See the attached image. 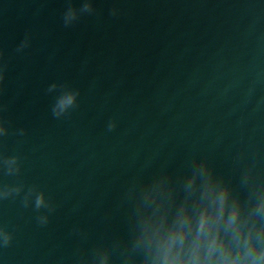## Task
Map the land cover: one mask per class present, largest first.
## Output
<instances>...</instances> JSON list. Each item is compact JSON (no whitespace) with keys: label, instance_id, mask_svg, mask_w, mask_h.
<instances>
[{"label":"water","instance_id":"1","mask_svg":"<svg viewBox=\"0 0 264 264\" xmlns=\"http://www.w3.org/2000/svg\"><path fill=\"white\" fill-rule=\"evenodd\" d=\"M66 7L0 0V103L11 127L28 130L0 150L19 152L24 178L61 205L47 229L0 205V224L15 229L3 264H71L74 225L88 230V247L126 234L115 209L134 154L162 148L175 171L196 147L227 176L234 153L264 167V0H95L96 12L70 27ZM26 35L31 46L17 53ZM54 81L81 93L60 121L45 93ZM110 117L119 127L107 134Z\"/></svg>","mask_w":264,"mask_h":264},{"label":"clouds","instance_id":"2","mask_svg":"<svg viewBox=\"0 0 264 264\" xmlns=\"http://www.w3.org/2000/svg\"><path fill=\"white\" fill-rule=\"evenodd\" d=\"M95 12V0H78V6L67 0L63 24L70 27ZM118 13V8L111 9L112 16ZM30 46L26 35L16 52L23 53ZM3 57L0 50V61ZM4 79L0 64V88ZM45 93L51 97L50 112L57 121L80 107V90L67 83L54 81ZM6 109L7 104L0 103V146L9 138L20 142L28 133L24 127L10 126L4 117ZM104 127L107 134L114 133L119 121L110 117ZM161 149L134 154L125 168L129 174L115 211L123 214L126 234L88 247V230L74 225L69 235L80 246L72 252L71 264H264V167L257 154H232L233 175L227 176L196 147L173 171V157L160 160ZM24 176L21 154L0 150V205L16 204L31 214L38 229H47L61 205L45 188L29 183ZM78 207L74 205L72 211ZM14 237V228L0 224V264Z\"/></svg>","mask_w":264,"mask_h":264}]
</instances>
